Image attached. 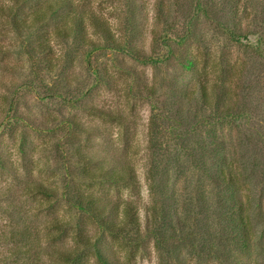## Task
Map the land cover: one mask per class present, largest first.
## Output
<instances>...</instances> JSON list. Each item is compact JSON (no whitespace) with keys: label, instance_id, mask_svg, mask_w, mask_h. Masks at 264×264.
Here are the masks:
<instances>
[{"label":"rangeland","instance_id":"1","mask_svg":"<svg viewBox=\"0 0 264 264\" xmlns=\"http://www.w3.org/2000/svg\"><path fill=\"white\" fill-rule=\"evenodd\" d=\"M46 1L0 0V264H63L58 251L79 264H102L98 253L107 264H264V0H70L64 12L95 14L144 62L87 24L91 45L57 38L56 22L30 18ZM201 84L207 98L237 94L236 110L204 106ZM83 154L131 167L136 187L89 179ZM76 193L132 204L138 227L105 230ZM239 197L254 231L246 258L233 243ZM11 229L22 235L3 241Z\"/></svg>","mask_w":264,"mask_h":264},{"label":"trees","instance_id":"2","mask_svg":"<svg viewBox=\"0 0 264 264\" xmlns=\"http://www.w3.org/2000/svg\"><path fill=\"white\" fill-rule=\"evenodd\" d=\"M15 4H19L24 0H12ZM72 7V3L70 0H47L44 2L38 9L32 12L30 15L31 21L35 24L43 23L45 20H51L56 22L57 24L54 27L53 34L59 39H68L71 35L75 36V39L79 41V43L83 45H91V40L87 35L86 24L92 28V31L99 35L106 42L110 43L111 47L117 50L122 51L128 57L134 58L136 60H140L144 62L145 59L141 57V51L132 45H122L121 41L118 37H115L111 32L109 26L98 18L95 14L82 15L80 13L75 12L74 10L71 13L64 12L65 10ZM64 12V14L59 15V13ZM25 20H21V22H14L13 27L15 30H22L24 26H26ZM231 40L234 42H238L240 36H230ZM263 47V43L257 40L253 43L252 48L257 52H260ZM36 49L44 54H48L51 49L42 40V42H38L36 45ZM263 52V51H262ZM264 55V54H263ZM223 87L222 84H218L215 82L213 87ZM201 91V102L204 106L209 107L212 105L214 108L218 109L220 113L230 115L236 109L234 108L237 104L236 100L233 97H237V94H230L223 92L222 97L219 96L217 98H207V91L205 90L204 85H200ZM223 96L225 98H223ZM108 114V118L114 121H120L121 116L117 114ZM79 159L84 163V165H93L92 170H87L83 172L86 177L89 179H104L105 181H109L111 183H120L124 184L128 187L135 188L136 183L134 181V170L129 166H121L120 169L116 168L114 164L111 162H107L104 158L94 159L88 155H80ZM221 175L223 176L224 183L227 184L229 189H233L236 181L237 173L234 169L227 165L223 170H221ZM33 190L35 193L40 195H48L49 193L47 188L36 185L33 186ZM246 198V197H245ZM75 205L80 210L89 213L94 219L98 221V224L103 227L105 230L109 232H124L127 228H137L138 227V219L136 215L135 207L130 203H124L122 208L118 210V205L111 206L109 204H101L96 199H94L91 195H85L83 193H76L74 199ZM235 202L237 203L238 215L232 221V233L234 238V249L239 251L241 257H248L250 245L255 243L254 240V231L251 228L250 220L247 215H245V211L247 210V201L246 199L242 200L241 197L236 198ZM109 205V206H108ZM152 215L156 216V210L151 209ZM53 227L55 228H63V226L67 225V221L64 220H55ZM3 234V241L14 240L16 237H20L22 234L20 231H16L14 229L9 230L7 233ZM2 238V236H1ZM86 237L82 235H78L75 237L74 241L76 244H84ZM89 241V240H87ZM262 247V245H260ZM260 255L264 257V251H260ZM52 258H57L62 261L63 264H79L78 260L74 257V253L72 251H58L53 252L50 256ZM98 257L102 264H107V260H105L100 253H98ZM238 264H246L243 260H238Z\"/></svg>","mask_w":264,"mask_h":264}]
</instances>
